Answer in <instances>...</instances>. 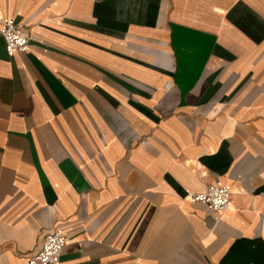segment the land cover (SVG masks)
I'll return each mask as SVG.
<instances>
[{"label":"crops","instance_id":"1","mask_svg":"<svg viewBox=\"0 0 264 264\" xmlns=\"http://www.w3.org/2000/svg\"><path fill=\"white\" fill-rule=\"evenodd\" d=\"M0 264H264V0H0ZM215 178L231 200L187 194Z\"/></svg>","mask_w":264,"mask_h":264},{"label":"built area","instance_id":"2","mask_svg":"<svg viewBox=\"0 0 264 264\" xmlns=\"http://www.w3.org/2000/svg\"><path fill=\"white\" fill-rule=\"evenodd\" d=\"M0 35L9 55L25 51L29 43L28 33L13 16L0 18ZM187 196L193 202L204 203L211 211H221L230 203L231 186L215 178L204 190L191 192ZM66 242L65 229L60 225L52 227L44 234L39 248L28 257V264H58Z\"/></svg>","mask_w":264,"mask_h":264}]
</instances>
